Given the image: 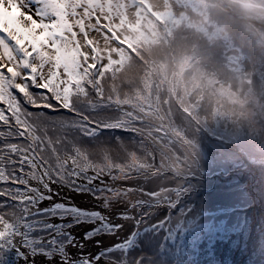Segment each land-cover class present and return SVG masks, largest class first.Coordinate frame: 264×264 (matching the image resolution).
<instances>
[{
	"label": "snow or ice",
	"instance_id": "obj_1",
	"mask_svg": "<svg viewBox=\"0 0 264 264\" xmlns=\"http://www.w3.org/2000/svg\"><path fill=\"white\" fill-rule=\"evenodd\" d=\"M107 3L0 0V264H157L187 219L198 141L154 148L105 97Z\"/></svg>",
	"mask_w": 264,
	"mask_h": 264
},
{
	"label": "rangeland",
	"instance_id": "obj_2",
	"mask_svg": "<svg viewBox=\"0 0 264 264\" xmlns=\"http://www.w3.org/2000/svg\"><path fill=\"white\" fill-rule=\"evenodd\" d=\"M248 1L244 0L243 2ZM257 1L261 5L243 3L239 5L243 11L234 14L242 19L246 15L245 19L247 20L254 14L264 17V1L252 0L251 2ZM106 8L110 16L109 32L112 31L113 34L110 33L107 39H101L98 35L93 37L94 42L99 41L98 51L106 59L111 56L112 60L117 61L118 57L124 53L118 44L122 37H131L137 31L148 39L156 38L162 34L163 28L152 22L149 12L155 13L166 23L168 19L178 18L183 14L187 22L203 27L207 33L215 30V26L212 23H207L198 8L190 6L189 0H108ZM250 19H255V17ZM252 24L255 28L245 26L250 37L255 38L256 41L261 40V43L264 44L262 37L264 35V21L255 20ZM229 39L224 42L225 54L229 58L227 63L230 67H238L246 76L250 70V64L246 60V56L243 58L238 51L242 45L237 38H232L230 34ZM167 57L163 55L161 58ZM142 60L143 63L139 66L141 69L144 68L145 57H142ZM152 66L150 70L152 74L148 73L149 80L144 75L142 76L143 79L134 80L137 88L140 85L145 89L143 98L138 101H135L133 97L128 98L130 94H134V89H120V80L114 87L110 85L111 81L110 83L107 80L106 82L103 81V83H107L105 84L106 87H103L105 97L111 96L122 111L132 114L133 127L136 128L138 135L143 136L145 142L154 148L163 149V146L156 139L160 136L165 139L170 138L183 147H188L191 143L198 141L200 153L196 165L197 174L194 178L189 177L187 179L188 191L180 204V212H184L187 219L173 234L165 233L163 236L158 235L152 238L151 247L147 248L146 251L156 259L157 264H167L169 260L171 264H183L184 260H186L185 264H188L189 257L192 260L205 258L213 251L205 252L191 248L190 256L188 254L182 255V253L176 252L175 238L182 240L179 243L183 242L184 245L187 243L194 245L195 239L198 238L199 244L202 245V240L199 237L205 231L204 233L209 235L212 242L218 235H222L226 241L224 244H240L242 248L248 249H251L252 246L249 253V263L258 264L253 255L261 254L264 256V213H262L264 212V107L256 105V102L263 103L264 98L258 100L250 91V97H239L236 92H229L225 86L212 85L214 89L217 87L221 90L219 94L227 100L220 101L221 99H218L217 95H212L209 98L210 100L215 99L214 101L208 99L198 101V103L202 102L209 106L219 100L223 104L220 108L224 110V114L227 116L233 114L235 106L241 108L246 104L248 106L254 104L256 107L252 106L242 113L236 111L230 116L231 119L229 120L231 121L227 120V123L221 121L223 117L221 116L219 122H215L213 125L210 123L203 125V123L198 122L201 120L196 118L195 111L188 108L187 101L184 100L185 97L175 102L172 101V105L165 103L155 106L150 101L154 84H156L157 90L169 89L171 92L173 91V88L166 85L167 79L162 72L165 63H158L156 59L152 62ZM262 84L263 82H260L256 85L262 86ZM156 96L159 100L158 93ZM245 99H252L255 103L254 101H245ZM154 102L157 103V101ZM211 107L216 108L215 105ZM158 129L163 131H158ZM213 133H220L225 139L243 140L246 144L254 145L255 150L246 149L239 143H223L213 136ZM250 206L254 211L248 210ZM252 212L259 215L250 216ZM258 224L260 225L252 233V226ZM240 230L242 232L238 235L233 236L231 234ZM186 234L187 237H191L190 241L185 239ZM232 238L234 241L231 242ZM157 244L161 248L165 245L168 250L167 258L164 257L163 260L156 258L157 251L152 247ZM208 246L209 244L206 247ZM244 253L248 252L244 250ZM180 256L182 257L180 258ZM183 256H185L184 260ZM21 261H17L16 264H23L22 259ZM261 261L264 264L263 258ZM212 264L220 263L213 261Z\"/></svg>",
	"mask_w": 264,
	"mask_h": 264
},
{
	"label": "trees",
	"instance_id": "obj_3",
	"mask_svg": "<svg viewBox=\"0 0 264 264\" xmlns=\"http://www.w3.org/2000/svg\"><path fill=\"white\" fill-rule=\"evenodd\" d=\"M243 1L189 0L190 6L198 8L207 23H212L215 26V30L210 33H207L203 27L187 22L183 14L178 18L168 19L167 23L159 16L151 15L152 21L163 28L162 34L156 38L148 39L137 31L131 37H122L121 41H118V44L124 50V53L118 57L117 61L112 60L109 64V70L105 72L101 81L103 87L105 88V84H107L103 83V81L106 82L107 80L109 83L111 81L110 85L114 87L117 81L120 80V89H134V94H130L128 98L133 97L135 101H138L145 96V89L140 85L137 88L134 80H141L143 75L148 79V73H151L150 70L153 67L152 62L157 59L158 63H165L162 72L167 79L166 85L173 88V91L171 92L169 89H164L163 91L157 90V86L154 84L150 101L155 106L164 105L165 103L172 105V101L175 102L185 97L186 99L184 100L187 101L188 108L195 111L196 118L201 120H198V122L203 123V125H209V123L213 125L215 122H219L221 116H223L221 121L227 123V120L231 119L230 116L236 111L238 113L245 112L248 108L254 106V104H251V106L246 104L245 106H241V108L235 106L233 114L227 116L224 114V110L220 108L223 104L219 100L209 106L202 102L198 103V101L208 99L209 101H214L215 99L210 100L209 98L212 95H217L218 99H221L220 101L227 100L219 94L221 90L217 87L214 89L212 85L216 84L225 86L231 93L236 92V95L239 97H250V91L258 100L264 98V44L261 43V40L256 41L255 38L250 37L248 30L245 28L246 25L255 28L252 22L255 20L264 21V17L254 14L250 18L255 17V19L251 20L249 18L250 20H247L245 19L246 15L242 19L234 14H239L240 11H243L239 7L243 3L246 5L256 4L258 6L261 3L258 1L251 2L252 0L248 2ZM257 33L262 35L260 32ZM229 34L232 38H237L241 43L242 47L238 51L243 58L246 56L245 58L250 64V70L246 76H244L243 71L238 67H230L227 63L229 58L225 54L224 42L230 40ZM262 37L264 38V35ZM183 43L185 44L183 45ZM163 55L168 57L162 59L161 57ZM142 57H145L143 69L139 67L143 63ZM137 68L138 70H136ZM260 82H263L262 86H257L256 84H260ZM156 93L159 95V100L157 99ZM154 101H157V103ZM245 101L254 100L245 99ZM262 102H256V105L264 107V101ZM213 105L216 108L211 107ZM175 110L177 109L175 108ZM257 130L260 131L259 128ZM248 210L254 211L252 206ZM257 214L252 212L250 216L254 217ZM259 225L252 226L251 232L253 233L254 229ZM201 230L204 231V229ZM204 232L199 237L202 240V245L199 244L198 238L195 239L196 243L194 245L191 243L184 245L183 242L179 243L182 240L175 238L174 245L176 252H180L182 255L188 254L190 256L189 251L191 248L199 251L204 250L205 252L213 251L212 254L205 258L192 260L189 257L190 260H187L188 264H212L213 261H218L220 264H250L249 253L252 250V246L251 249H248L246 247L242 248L240 244H224L226 241L222 238V235H218L215 241L212 242L209 239V235ZM240 232L242 230L231 234L235 236ZM157 236H151L150 239ZM187 236L186 234L185 239L190 241L191 237ZM232 241H234L233 238L231 239ZM208 244L209 246L206 247ZM187 245L189 246L187 247ZM152 248L157 251L156 258L158 260H163L164 257H168V250L165 248V245L161 248L157 244ZM244 250L248 253H244ZM253 256L257 260L256 263L262 264L261 258L264 259V256H261V254ZM184 259L185 256H183ZM17 261L22 262L21 259ZM185 263L186 260H184L183 264ZM167 264H171L170 260Z\"/></svg>",
	"mask_w": 264,
	"mask_h": 264
}]
</instances>
